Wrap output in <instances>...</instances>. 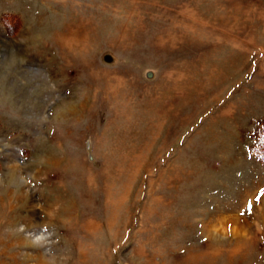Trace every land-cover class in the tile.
Returning a JSON list of instances; mask_svg holds the SVG:
<instances>
[{
	"label": "rangeland",
	"instance_id": "rangeland-1",
	"mask_svg": "<svg viewBox=\"0 0 264 264\" xmlns=\"http://www.w3.org/2000/svg\"><path fill=\"white\" fill-rule=\"evenodd\" d=\"M263 144L264 0H0V264H264Z\"/></svg>",
	"mask_w": 264,
	"mask_h": 264
},
{
	"label": "trees",
	"instance_id": "trees-1",
	"mask_svg": "<svg viewBox=\"0 0 264 264\" xmlns=\"http://www.w3.org/2000/svg\"><path fill=\"white\" fill-rule=\"evenodd\" d=\"M262 152L264 153V144H263V146H262ZM260 159H261V162H262L263 165H264V154L262 155V157H260Z\"/></svg>",
	"mask_w": 264,
	"mask_h": 264
},
{
	"label": "water",
	"instance_id": "water-1",
	"mask_svg": "<svg viewBox=\"0 0 264 264\" xmlns=\"http://www.w3.org/2000/svg\"><path fill=\"white\" fill-rule=\"evenodd\" d=\"M105 60H106V62H108V61H109V57L107 56V57L105 58Z\"/></svg>",
	"mask_w": 264,
	"mask_h": 264
}]
</instances>
